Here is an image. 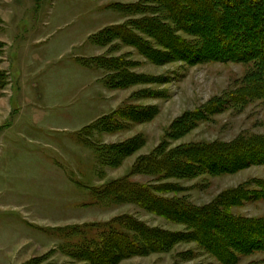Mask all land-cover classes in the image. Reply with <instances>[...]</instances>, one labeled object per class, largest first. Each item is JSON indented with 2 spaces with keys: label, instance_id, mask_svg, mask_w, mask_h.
<instances>
[{
  "label": "rangeland",
  "instance_id": "374dc122",
  "mask_svg": "<svg viewBox=\"0 0 264 264\" xmlns=\"http://www.w3.org/2000/svg\"><path fill=\"white\" fill-rule=\"evenodd\" d=\"M27 1L18 0L15 5L30 7ZM50 1L40 3L45 6ZM135 1L138 0H101L96 4L107 7L102 13L105 24L123 23L141 15L121 14L108 6ZM52 3L51 15L45 11L46 6L39 13L22 9L24 19L18 27L15 16L7 15L6 28L0 17V264H93L74 254L80 240L77 230L92 236L95 231L91 225L123 214L134 215L149 227L174 234V240L166 251L131 256L116 264H264L263 249L243 251L235 246H231V258L225 263L193 240V230L184 223L170 221L131 203L100 204L93 195L102 184L129 176L134 162L149 155L161 141L170 150L183 144L264 137V94L242 92L264 79V59L253 54L240 58L223 53L219 39L206 40L203 46L218 51L217 55H207L192 47L188 50L196 57L192 60L173 55L172 59L151 61L117 40L109 45L110 51L108 46L93 47L90 42L89 46L82 45L77 41L89 27L99 23L98 13L88 12V0ZM6 4L0 0V9L5 12ZM46 15L49 19L44 24ZM243 29V25L231 28L230 34L240 36ZM176 34L195 46V35L183 31ZM5 35L7 43L1 40ZM38 36L42 38L36 41ZM143 39L153 44L148 37ZM240 45L245 54L247 47ZM99 54L124 55L131 62V71L159 78L160 82L106 90L96 82L105 71L87 69L75 61V57ZM23 71L27 73L23 75ZM19 81L20 90L16 86ZM140 90L144 96L137 94ZM128 104L153 106L158 111L151 120L128 124L122 131L91 135L96 144L117 143L139 134L144 138V144L119 166H103L79 130ZM185 113L201 119L177 136L171 126ZM128 178L142 184L159 180L145 173ZM160 182L178 187L176 192L164 196L180 198L196 208L215 205L216 200L234 190L249 191L256 196L238 201L228 212L240 218H264V162Z\"/></svg>",
  "mask_w": 264,
  "mask_h": 264
},
{
  "label": "trees",
  "instance_id": "16d2710c",
  "mask_svg": "<svg viewBox=\"0 0 264 264\" xmlns=\"http://www.w3.org/2000/svg\"><path fill=\"white\" fill-rule=\"evenodd\" d=\"M108 7L121 14H138L141 17L105 26L89 37V42L96 46H108L107 51H110L109 45L117 40L124 46L135 48L151 61L173 55L192 60L196 58L188 51L192 47L207 55H217L218 51H210L203 46L207 41L219 39L225 50L223 53L236 54L240 58L253 54L264 59V0H138ZM239 25L244 26L240 36L238 33L235 36L230 34L231 28L238 29ZM176 31L195 35V46L183 40ZM143 36L153 44L145 41ZM198 38L199 44L196 41ZM240 43L244 44L243 48L247 47L245 54L241 53ZM76 60L82 66L105 71L106 74L99 80L108 89H125L153 80L160 82L159 78L131 71V62L124 55L99 54L78 57ZM253 86L242 92L264 94V79ZM137 94L145 95L141 90ZM157 111L153 106L122 105L87 124L79 130V134L83 132L85 141L94 149L101 165L114 168L144 144L143 136L139 134L117 143L96 144L91 141V135L122 131L128 124L151 120ZM200 119V116L185 113L172 124L171 130L175 135H181ZM257 162H264V137L261 136L238 137L229 143L183 144L170 150L161 141L149 155L138 158L130 172V175L145 173L156 177L159 179L156 183L132 182L129 175L102 184L93 191V195L100 204L131 203L170 221L184 223L193 230V240L209 249L221 261L229 263L231 246L243 251L252 248L264 250V218H240L228 212L229 207L238 201L254 198L256 194L251 196L249 191L234 190L216 200V206L196 208L180 198L164 196L176 192L178 187L160 181L189 179L204 172L216 174L232 171ZM261 188L263 196L264 183H261ZM90 228L95 231L92 236L77 230L80 240L74 254L93 264H116L131 256L166 251L174 240L171 238L174 234L149 227L131 214L93 224Z\"/></svg>",
  "mask_w": 264,
  "mask_h": 264
},
{
  "label": "crops",
  "instance_id": "0c3cea01",
  "mask_svg": "<svg viewBox=\"0 0 264 264\" xmlns=\"http://www.w3.org/2000/svg\"><path fill=\"white\" fill-rule=\"evenodd\" d=\"M4 2H7V4H6V7H7V10H6V12L5 11H3V10H1L0 9V17H1V19L4 21V24H2V25H4L5 26V19H7L6 17H7V15H12V16H15V17H13V19H15V24H16V27H18L19 25H21V22H22V20L24 19V18H22L23 16H24V14H23V11H22V9H29L30 10V12H36V13H39V11L41 10V11H43L44 10V8H45V6H46V9H45V11H47V13H49L50 12V14L49 15H51V14H53L52 13V7H53V1L54 0H51L50 2V4H45V6H42L43 4H41L40 2L42 1V0H28L27 1V5L28 6H30V7H27V6H20V5H22V4H19V5H15V2L17 3V1L18 0H3ZM98 1H101V0H88V4H87V6H88V12L89 13H91V12H93V13H95V14H97L98 16H99V23L97 24V25H95V26H93V27H89V29H87L85 32H83L82 33V35H81V37L78 39L79 41H77V42H79V43H82V45H90V43H89V37L91 36V35H93V34H95L96 32H98L100 29H102L103 27H105V26H108V25H111V24H116V23H119V22H109V23H104V20H103V16H102V13H103V11H104V9L105 8H107L106 7V5L104 6V5H102L101 3L100 4H96ZM9 4V5H8ZM39 4H40V6H39ZM100 8H102V9H100ZM42 13V12H41ZM96 15V16H97ZM48 15H46L45 16V18H44V24L48 21ZM70 19V18H69ZM104 23V24H103ZM5 28H6V26H5ZM5 32H7V31H5ZM6 34V33H5ZM44 37V36H43ZM8 37H7V35H5V39H1V40H3L4 42H6L7 43V41H8V39H7ZM40 38H42L41 36L39 37H36V41H38ZM93 47H96L95 45L93 46ZM78 57H75V61L77 62V59ZM78 63V62H77ZM78 64H80V63H78ZM81 65V64H80ZM82 66V65H81ZM82 67H84V68H87L88 69V67H85V66H82ZM21 73V72H20ZM23 73V75H25V73H27L26 71H23L22 72ZM8 74H10V72H8ZM100 77H101V75H100ZM100 77L99 76H97V78H96V82H98V83H101L102 84V88H104V89H106V90H110V89H108V88H106L104 85H103V83L99 80L100 79ZM17 79H19L18 77H17ZM17 82H18V80H17ZM15 84V83H14ZM21 85L20 84V81H19V83H17V89L18 90H20L21 88L19 87V85ZM17 96V95H16ZM15 120V118H13V121ZM12 121V122H13ZM93 122V121H92ZM91 123V122H90ZM11 124H9L8 126H10ZM7 126V127H8ZM6 127V128H7Z\"/></svg>",
  "mask_w": 264,
  "mask_h": 264
}]
</instances>
